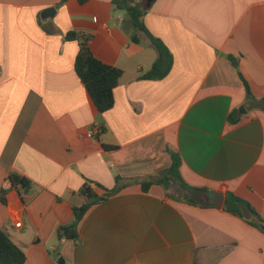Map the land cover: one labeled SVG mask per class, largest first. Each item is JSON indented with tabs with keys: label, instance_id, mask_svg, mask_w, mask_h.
I'll return each mask as SVG.
<instances>
[{
	"label": "crops",
	"instance_id": "obj_1",
	"mask_svg": "<svg viewBox=\"0 0 264 264\" xmlns=\"http://www.w3.org/2000/svg\"><path fill=\"white\" fill-rule=\"evenodd\" d=\"M113 1L0 0V229L24 264H264L257 217L224 210L231 194L264 222V112L246 104L227 59L264 98V0H132L172 56L161 80L140 79L159 52ZM69 32L91 35V54L123 72L103 114L76 75ZM166 149L179 154L184 183L205 190L197 205L158 185L142 191L170 167ZM11 174L30 189L20 193ZM84 183L104 200L76 241H58ZM219 198L221 208L210 205Z\"/></svg>",
	"mask_w": 264,
	"mask_h": 264
},
{
	"label": "trees",
	"instance_id": "obj_2",
	"mask_svg": "<svg viewBox=\"0 0 264 264\" xmlns=\"http://www.w3.org/2000/svg\"><path fill=\"white\" fill-rule=\"evenodd\" d=\"M65 1L66 0H61L62 3ZM82 1L83 0H80V2ZM113 4L117 9L124 10L127 13L133 27L137 31L147 34L152 45H154L159 52L158 59L153 64L151 70L140 79H163L171 68L172 56L161 42L155 40L152 36H150V34H148L143 23V16L147 10H143L141 3H137L132 0H115L113 1ZM91 38V35H82L77 32H69L65 35L66 41L79 42V52L74 61V70L79 80L85 87L94 108L98 114H103L113 107V91L117 87L119 80L122 78L123 72L116 67L101 63L91 54L88 47V43ZM131 41L133 43L139 42L138 37L136 36H132ZM227 59L232 67L237 71L239 78L244 84L246 91V104L248 103L253 109L264 112V98L257 99L252 96L246 81L239 72L238 59L232 56H229ZM165 151L171 160L170 167L165 171L160 172L155 177L141 180L139 183L142 191L147 192L152 185H158L166 191L173 189L178 192V195L180 192L181 197L179 198V196L176 195L174 199L190 205H197L195 198H199L201 193L205 190L192 188L186 185L180 176L181 160L179 154L168 149ZM8 180L14 188L20 190V193L27 192L31 187L30 182L27 179L18 175L11 174ZM120 181L121 178H115L116 187L108 192L109 195L116 193L120 189ZM134 182H138V180H134ZM98 187L100 188L99 185ZM79 194L83 199V203L80 206L73 208V219L71 223L66 226H60L57 229L56 237L58 241L63 239L76 241L78 239L77 227L86 211L92 205L104 200L102 197L95 200L94 198L97 195L87 183H84L79 191ZM0 202L5 204V198L2 192H0ZM224 210L242 219L245 218L246 215H252L258 218L257 214L248 203L231 194L227 196ZM252 225L264 232L261 228V225H264V222L261 219L258 218V222L252 221ZM55 258H60L58 252H55ZM24 262L25 255L23 251L13 244L8 235L0 229V264H24Z\"/></svg>",
	"mask_w": 264,
	"mask_h": 264
},
{
	"label": "water",
	"instance_id": "obj_3",
	"mask_svg": "<svg viewBox=\"0 0 264 264\" xmlns=\"http://www.w3.org/2000/svg\"><path fill=\"white\" fill-rule=\"evenodd\" d=\"M149 1H152V0H149ZM55 13V10L53 8H49V9H46L41 17L42 19H47V18H50L53 16V14ZM241 110H243V113H245V110L244 108H241ZM95 199H98V197H95ZM211 206L213 207H216V208H221L223 206V199L222 198H219V200L213 202V203H210ZM253 219L255 221H258L257 218H254ZM262 230H264V225L261 226ZM57 264H64V260L63 259H59V261L57 262Z\"/></svg>",
	"mask_w": 264,
	"mask_h": 264
},
{
	"label": "rangeland",
	"instance_id": "obj_4",
	"mask_svg": "<svg viewBox=\"0 0 264 264\" xmlns=\"http://www.w3.org/2000/svg\"><path fill=\"white\" fill-rule=\"evenodd\" d=\"M170 193L173 194V195L174 194L175 195H178V194H176V192H174V190H171V189H170ZM178 196H179V198L181 197L180 192H179V195ZM195 199L198 201V198H195Z\"/></svg>",
	"mask_w": 264,
	"mask_h": 264
}]
</instances>
